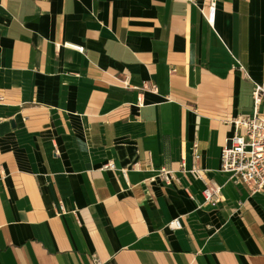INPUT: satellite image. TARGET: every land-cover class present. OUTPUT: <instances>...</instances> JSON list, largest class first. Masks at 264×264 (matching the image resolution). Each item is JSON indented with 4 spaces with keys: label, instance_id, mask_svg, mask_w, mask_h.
Listing matches in <instances>:
<instances>
[{
    "label": "crops",
    "instance_id": "0c3cea01",
    "mask_svg": "<svg viewBox=\"0 0 264 264\" xmlns=\"http://www.w3.org/2000/svg\"><path fill=\"white\" fill-rule=\"evenodd\" d=\"M209 4L0 0V264H264V193L220 171L264 0H217L214 26ZM196 150L220 204L181 169Z\"/></svg>",
    "mask_w": 264,
    "mask_h": 264
},
{
    "label": "built area",
    "instance_id": "2783aa9c",
    "mask_svg": "<svg viewBox=\"0 0 264 264\" xmlns=\"http://www.w3.org/2000/svg\"><path fill=\"white\" fill-rule=\"evenodd\" d=\"M217 0H210L208 14L209 24H215ZM84 51V47L76 46ZM129 85L128 81H125ZM264 100V84L256 83L253 89L254 112L250 115H238L229 119L233 131L222 146L220 171L229 174V180L245 184L251 193H264V113L259 108ZM201 155L196 150L194 162L190 167L182 162L181 169L204 184L202 195L205 203L217 205L224 200L223 185L209 177L199 166ZM105 167L114 169L110 162ZM160 176L169 184L180 182L175 172L167 167L160 169ZM173 228H181L179 219L171 222ZM101 264V262H97Z\"/></svg>",
    "mask_w": 264,
    "mask_h": 264
}]
</instances>
